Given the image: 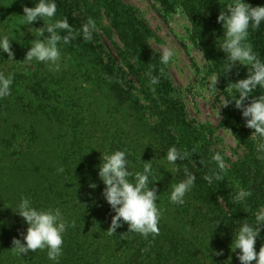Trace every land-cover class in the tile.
Returning a JSON list of instances; mask_svg holds the SVG:
<instances>
[{
    "label": "trees",
    "instance_id": "obj_1",
    "mask_svg": "<svg viewBox=\"0 0 264 264\" xmlns=\"http://www.w3.org/2000/svg\"><path fill=\"white\" fill-rule=\"evenodd\" d=\"M150 1L166 16L177 11L184 16L188 39L202 53L206 72L218 77L224 100L237 95L234 83L246 78L249 66L225 72L226 54L219 48L224 30L217 22L232 0ZM37 2L0 0V34L12 39L14 53L13 60L0 53V71L14 75L11 94L0 98V264H54L46 249L21 256L11 250L13 238L24 243L27 230L14 212L22 197L36 208H59L74 225L63 234L59 264H240L239 249L233 251L231 244L238 225L245 219L254 224L255 213L264 208V160L255 151L259 137L245 126L234 101L221 108L218 126L244 154L235 161L223 158L221 172L212 160L213 128L187 120L167 65L150 46L153 34L131 7L121 0H55L53 20L67 18L74 30L70 43L59 46L57 70L22 62L36 29L52 22L44 18L25 24L24 7ZM246 2L264 6V0ZM88 19L96 25L90 41L80 33ZM248 41L264 60V22L249 28ZM149 71L159 77L155 91ZM261 94L264 87L252 93ZM171 146L194 152L177 161L181 173H171L164 157ZM114 150H126L133 173L151 161L150 187L157 190L161 210L158 235L130 233L127 223L116 233L107 232L114 212L102 196L98 166L102 152ZM184 167L196 182L182 205L173 204L168 199L171 185L183 179ZM213 171L222 179L209 184L204 177ZM240 191L251 195L236 201ZM262 245L264 227L257 252Z\"/></svg>",
    "mask_w": 264,
    "mask_h": 264
},
{
    "label": "clouds",
    "instance_id": "obj_2",
    "mask_svg": "<svg viewBox=\"0 0 264 264\" xmlns=\"http://www.w3.org/2000/svg\"><path fill=\"white\" fill-rule=\"evenodd\" d=\"M227 11L221 10L217 16V22L222 24L223 39L219 48L226 54L225 72H229L236 65L249 66L246 78L238 79L234 85L237 95L225 99L222 107H227L234 101L235 107L241 111L245 119V126L254 130L252 135L259 137L255 146L257 159L264 160V94L253 96L252 93L258 87H264V60L260 59L248 41L249 28L258 29L264 22V6H251L246 0H232L227 4ZM57 6L55 0H38L33 7H24L23 12L25 24H31L38 19L49 18L51 23H44V27L37 28L35 39L31 40L30 47L26 52L25 65L37 61L49 65L51 68L59 69L62 59L60 45L69 44L74 38V30L67 18L53 20L56 15ZM96 30L95 22L88 19L81 26L80 33L83 39L90 41ZM64 35H61V32ZM48 33V35H45ZM43 37V39H41ZM11 40L8 35L0 34V53H7L8 59L13 60L14 53L11 48ZM176 54L175 49L165 46L160 54V63L167 65ZM150 84H159V77L146 73ZM14 75L5 74L0 71V98L11 94V85ZM218 77H209L208 87L216 89ZM245 101H250L245 103ZM192 153L181 151L176 146L168 148L165 158L171 165V173H181L177 161L188 160ZM221 170L224 169L223 156L216 152L212 156ZM200 163H202L200 161ZM63 171V169H60ZM154 175L151 161L143 164L142 171L133 173L130 171V161L127 159L126 150H114L102 152L101 163L98 166V176L105 187L102 190L104 200L110 205L114 215L107 232L111 235L127 223L130 233H138L145 238L149 235L159 234V220L161 210L158 207L159 196L155 187H150V177ZM183 179H179L171 185L168 199L173 204L182 205L186 194L191 191L196 182V176L187 167L182 170ZM204 179L212 184L213 181L222 179L220 172L213 171ZM152 185V184H151ZM89 187L95 189L97 185L91 183ZM251 195L250 191H240L234 197L240 201ZM16 214L23 218L27 224L26 233L23 235L24 243L20 239L13 238L11 249L16 254H27L29 250L35 252L37 249L47 250V257L54 264H59L62 256L63 234L70 224L63 216L59 208H36L27 197H22L15 206ZM254 224L247 219L243 220L235 229L231 249L237 253L240 264H264V245L256 251L255 244L260 230L264 227V208L255 213ZM222 255V250L216 253Z\"/></svg>",
    "mask_w": 264,
    "mask_h": 264
},
{
    "label": "rangeland",
    "instance_id": "obj_3",
    "mask_svg": "<svg viewBox=\"0 0 264 264\" xmlns=\"http://www.w3.org/2000/svg\"><path fill=\"white\" fill-rule=\"evenodd\" d=\"M121 1L131 7L135 17L152 32L149 43L154 51L161 54L165 46L175 49L176 54L167 64L168 74L187 120L194 125L208 124L213 128V150L221 153L223 158L235 161L243 156L244 151L235 144L229 132L218 126L224 95L217 85L216 89L208 87L212 75L206 72L202 53L188 39L184 16L179 11L166 16L150 0ZM75 15L80 17L78 12ZM115 40L119 43L116 37ZM105 44L110 48L108 42Z\"/></svg>",
    "mask_w": 264,
    "mask_h": 264
}]
</instances>
